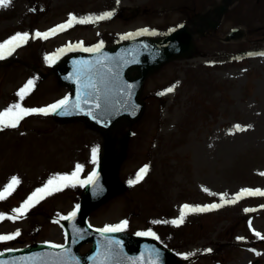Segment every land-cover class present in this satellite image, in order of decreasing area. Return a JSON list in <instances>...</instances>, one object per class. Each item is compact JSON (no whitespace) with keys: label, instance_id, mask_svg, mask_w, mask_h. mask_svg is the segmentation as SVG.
<instances>
[{"label":"rangeland","instance_id":"obj_1","mask_svg":"<svg viewBox=\"0 0 264 264\" xmlns=\"http://www.w3.org/2000/svg\"><path fill=\"white\" fill-rule=\"evenodd\" d=\"M217 1L11 0L0 7V44L17 33L28 39L0 58V113L16 104L49 108L66 95L50 70L65 42L89 49L133 35L158 36ZM108 12L110 18L95 19ZM88 17L91 22H77ZM233 26L249 34L223 42ZM196 47L146 79L144 110L131 126L119 169L120 191L92 211L89 222L103 229L127 221L121 229L152 235L179 264H264V195L257 193H264V0H235L219 28L196 38ZM44 140L54 152L47 161L27 162L26 151H17ZM102 146L99 133L79 121L58 123L51 111L25 115L16 127L0 125V192L12 177L19 180L0 199V236L14 237L0 240V250L65 240L57 221L78 202ZM145 166L143 178L128 187ZM73 173V180L57 179ZM29 197L30 207L18 216L15 209ZM182 211L183 222L173 223Z\"/></svg>","mask_w":264,"mask_h":264},{"label":"water","instance_id":"obj_2","mask_svg":"<svg viewBox=\"0 0 264 264\" xmlns=\"http://www.w3.org/2000/svg\"><path fill=\"white\" fill-rule=\"evenodd\" d=\"M229 2L224 0L216 8V21L201 16L199 23L216 27ZM193 32L182 25L159 39L132 38L114 48L63 57L55 72L61 83L71 87V93L67 104L54 112L55 118L83 119L106 133L121 117L135 120L142 111L139 95L143 79L168 59L191 52ZM242 35V30L234 28L224 39ZM132 70H136L135 75H131ZM110 144L106 145L95 176L84 188L74 211L76 215L70 214L61 221L67 233L66 243L61 246L39 243L5 251L0 253V264H171V252L150 237L123 231L102 232L86 224L89 212L117 191L118 159L111 155ZM87 241H92V246L81 255L79 246Z\"/></svg>","mask_w":264,"mask_h":264},{"label":"snow or ice","instance_id":"obj_3","mask_svg":"<svg viewBox=\"0 0 264 264\" xmlns=\"http://www.w3.org/2000/svg\"><path fill=\"white\" fill-rule=\"evenodd\" d=\"M10 3H11V0H0V7H7V6H9ZM112 14L113 13L108 12V13H105L101 16L96 17L95 19L102 20L105 18H110L112 16ZM73 21H76L75 16L71 17V19L68 22V25L70 26ZM91 21H92V17H88L85 19H81L77 22L88 23ZM64 27H65V25L59 26V28H61V29H63ZM52 31L55 32L56 30L53 29ZM143 31H147V29H145ZM35 35L37 37L43 36L44 38H47L48 33L41 34V33L37 32ZM27 39H28L27 33H24V34L17 33L16 35L11 37L10 39L5 41L4 43L0 44V58H3L5 49H7L8 53L10 54L11 51L14 50L15 47L19 46L20 42H26ZM87 50L91 51V49H87ZM47 59H49L51 61L52 57H47ZM32 84H33V81L29 80L27 82V84L23 88L20 89L18 95L21 98H23V96L27 93V91L30 90ZM171 90L172 89H169V91H171ZM66 104H67V98L60 100L58 103L49 106V108L27 109V108L21 107L20 104H16V105H13L12 107L6 109L4 112L0 113V125L16 127L19 120L22 119L23 116H25V115H29L32 113L48 114L49 111L56 112L57 109L63 107ZM77 107H78V105H77ZM96 107H99V104H97ZM9 117H11L12 119H11L10 123L6 124L5 123L6 118H9ZM236 127L239 128V125H237ZM92 153H93V159L95 161L97 149L93 148ZM80 168H81V166L77 165V172L80 170ZM146 172H147V166H145L144 168H142L140 170V173L137 174L136 180H130L129 183L130 184L137 183L140 179L143 178L142 174H144ZM92 175L94 177L95 173H93ZM75 176H76V173H73L72 176H61V177H58L57 179L63 180V181H70V180H73L75 178ZM91 180H92V177H89V182H91ZM18 183H19V180L16 177H12L10 183L5 186L4 191L0 192V199L5 198V194L9 193L10 190H12L14 188V186ZM53 183H54L53 180H49L48 185H52ZM43 191H44V189H38L37 193L43 192ZM243 192L251 194V190L245 189V190H243ZM257 193L264 195V193H260L259 190H257ZM35 195H36V193L33 194V196H35ZM32 199H33V197H29L28 201H26L25 204L21 206V208L15 209V212L17 213L18 216L22 215L25 211H27L28 207H30V202L32 201ZM226 202L232 203L235 201L233 200V201H226ZM219 206L220 205H212L210 207H219ZM184 209H188L190 211H206V210H208V208H199V207L190 208V206H188V205H184ZM75 215H76L75 212L71 213V216L74 217ZM183 217H184V212L182 211L180 220L179 221H173V223L183 222ZM126 224H127V221H124L122 225L106 226L105 228L101 229L100 231H102V232H117V231H120L121 228ZM18 234L19 233H16V235H18ZM146 234L147 233H138V235H146ZM13 238H14L13 236H0V240H7V239H13Z\"/></svg>","mask_w":264,"mask_h":264},{"label":"bare ground","instance_id":"obj_4","mask_svg":"<svg viewBox=\"0 0 264 264\" xmlns=\"http://www.w3.org/2000/svg\"><path fill=\"white\" fill-rule=\"evenodd\" d=\"M17 151H26L27 162L32 161L33 163H37L39 160L47 161L48 159L46 158L49 155L52 156V153H54L52 144L47 140H44L40 144H30L27 142V144H24L23 147H20Z\"/></svg>","mask_w":264,"mask_h":264}]
</instances>
